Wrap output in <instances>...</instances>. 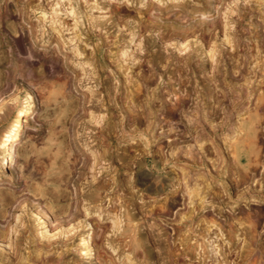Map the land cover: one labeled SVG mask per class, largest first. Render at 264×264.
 <instances>
[{
	"label": "rangeland",
	"instance_id": "1",
	"mask_svg": "<svg viewBox=\"0 0 264 264\" xmlns=\"http://www.w3.org/2000/svg\"><path fill=\"white\" fill-rule=\"evenodd\" d=\"M4 166L0 264H263L264 0H0Z\"/></svg>",
	"mask_w": 264,
	"mask_h": 264
},
{
	"label": "bare ground",
	"instance_id": "2",
	"mask_svg": "<svg viewBox=\"0 0 264 264\" xmlns=\"http://www.w3.org/2000/svg\"><path fill=\"white\" fill-rule=\"evenodd\" d=\"M191 92H192V90H191ZM15 126V125H14ZM13 128V127H12ZM13 131V130H12ZM11 131V132H12ZM6 135V134H5ZM7 137V136H6ZM14 143L11 145V155L15 152V148H14ZM13 162V161H12ZM9 166V165H8ZM6 167L7 166H4L3 168H0V173L2 172V171H4L5 169H6ZM2 186V185H1ZM0 186V187H1ZM170 209V208H169ZM194 209V208H193ZM195 211V210H194ZM199 214V213H198ZM201 215V214H200ZM200 215H198V216H200ZM203 215V214H202ZM166 216V215H165ZM193 221V220H192ZM89 229V228H88ZM182 230V229H181ZM90 232V231H89ZM90 235V234H89ZM89 237L90 236H86L82 241H83V244H82V247L84 248V252H83V256L85 257V258H92V249H91V243H90V240L91 239H89ZM256 252H258V251H255V253ZM254 253V254H255ZM259 253V252H258ZM262 253V252H261ZM253 257H254V255H253ZM252 258V257H251ZM258 258V257H257ZM254 259H255V257H254ZM257 260V259H256ZM264 264V263H263Z\"/></svg>",
	"mask_w": 264,
	"mask_h": 264
}]
</instances>
